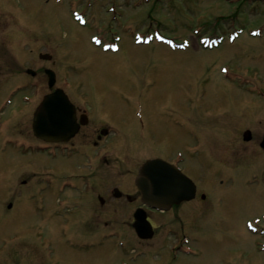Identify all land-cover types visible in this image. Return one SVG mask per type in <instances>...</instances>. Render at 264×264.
Listing matches in <instances>:
<instances>
[{"label": "rangeland", "instance_id": "rangeland-1", "mask_svg": "<svg viewBox=\"0 0 264 264\" xmlns=\"http://www.w3.org/2000/svg\"><path fill=\"white\" fill-rule=\"evenodd\" d=\"M239 28L243 31L230 40L232 30ZM255 28L264 31V0H0V264H264V252L258 251L264 246L262 176L251 162H241L234 169L241 174L232 181L213 175L223 170L218 163L221 113L248 104L250 113H243L242 120L254 118L264 124V34L250 37L248 32ZM147 33L187 39L189 46L182 50L155 41L134 44V36ZM202 36L224 39L209 49L199 43ZM112 43L119 45L118 52L107 50ZM39 54H50L51 60L43 61ZM42 66L55 74L53 89H63L80 106L88 102L90 113L100 120L106 122L109 114L115 123L126 122L132 140L125 152L119 144L113 147L128 154L129 160L140 162L152 153L138 141L139 107L145 125L156 131L176 118L173 151L182 149L197 160L206 149L201 141H208L210 204L208 210L194 205L192 227L178 223L172 237L165 238L167 220L151 242L139 244L127 226L118 225L116 215L114 226L80 227L77 237L73 227L62 226L78 221V216L67 214L74 195L68 188L56 192L42 178L51 173L57 179L59 169L66 170L60 165L66 164L59 151L55 159L34 151L35 143L41 142L34 141L27 126L48 91ZM27 68L36 72L35 77L24 75ZM64 77L69 85L63 83ZM26 96L32 100L25 104ZM9 97L11 102L3 107ZM93 115V122L102 123ZM124 132L114 127V141H122ZM78 149L87 156L76 152L78 163L66 170L67 177L56 187L76 172L85 175L84 182L73 185L77 193L84 196L95 190L94 198L98 193L104 199L103 192L110 196V188L122 177L111 170L90 174L94 157L108 149L106 142L96 153L89 147ZM21 172L38 179L32 183V198L16 180ZM58 194L62 205L57 204ZM96 204L98 210L109 207ZM84 207L81 203L79 210L85 212ZM99 215L100 220L112 217ZM91 230L97 239L85 232ZM109 232L116 236L107 237ZM183 237L193 247L186 256L174 250ZM174 251L177 258L172 259Z\"/></svg>", "mask_w": 264, "mask_h": 264}, {"label": "flooded vegetation", "instance_id": "flooded-vegetation-1", "mask_svg": "<svg viewBox=\"0 0 264 264\" xmlns=\"http://www.w3.org/2000/svg\"><path fill=\"white\" fill-rule=\"evenodd\" d=\"M44 70V67L42 66L41 71ZM36 73L31 75L32 77H35ZM51 93V91H47L44 93L41 97ZM91 97H87L89 100ZM40 99V101H41ZM70 101L75 106V114L77 118V123L79 124L77 133L68 141L59 142V143H49L44 142L36 137L33 136L32 138H36L39 140L42 144L47 145L49 147L57 148V151L60 152V156L63 157L61 160L65 162L66 165H60L63 168L66 166V170H68L70 167H73L76 165L79 161V154L76 152L81 153V156L86 157L87 154L82 150H79L80 147H89V149H94V152L96 153V149L100 148L105 142L107 144V150H105L100 157H94L96 160L91 165V176H94L97 171H103V170H111L113 174H118L122 177L120 179V182L112 186L110 188V196L109 192H103V196L105 198L102 199L101 196L96 193L95 198L97 201H95V198L93 197L95 190H91L88 194L85 193L84 196L81 193H77V187L70 188V193L74 195L73 199L69 201L68 209H72V211H68L66 207H63L62 209H66L69 213H67L70 217L78 216V221L75 222H65L67 223V227L74 228V235L77 237V234L80 236V227L84 228L85 226H97L101 225L103 227H108L109 225L114 226V215H116V218H119L118 225L121 226H127L128 230L136 237L137 242L140 243H148L153 240L154 237L157 236V234L161 233V229L163 226V223L168 220V228L166 231H164V237H172L173 233V227H175L178 223H181L180 226H190L193 225V207L194 205H202L203 209L208 210L209 204H210V195H209V177L211 175V172L208 170L209 167V160L207 159V152L204 151L202 156L199 157L198 160L193 159V155L188 156L185 152L182 151V149H176L173 151L171 147V139H172V133H173V126L176 125L177 121L171 119V122L168 124L169 127H162L160 130H154L150 127V125L146 126L143 119L140 118V127L141 131H138V141L139 143L144 147L152 151L151 155L143 158L140 160V162H137L136 160H129L128 154H125L124 150L127 148V146L130 143L131 134L129 131H126L125 127L127 126L126 122L123 119L118 120L116 123L112 121L111 118H113L112 115L109 116L106 115V122L100 120L97 117V114L90 113V109L88 108L87 104L88 102H83V106L78 105L69 95ZM39 101V102H40ZM85 105V106H84ZM250 109V106L248 104H244L243 108L239 111H235L233 109L225 111L224 113H221L222 115V124H221V130L223 132V139L220 141L221 146V155L219 157V164L222 169H217L213 172V175H221L224 177H227V179H230V181L239 178L241 172L234 171V169L239 168V164L241 162H251L252 166L255 167V170L259 172V177L264 181V150L261 147V141L264 137V124H260V121L254 120V118H244L242 120L243 113L247 112ZM35 109L31 112V117L29 122L28 128L31 130L32 126V117L33 112ZM250 113V110H249ZM97 117H95L94 115ZM92 115L102 123H96L93 122ZM104 118V119H105ZM250 124L252 125L250 127ZM117 127L120 131L124 132V138L122 141H114L113 138V128ZM245 131H250V139L247 141L243 140V135ZM235 135V138L233 139H225L228 136ZM192 136V135H191ZM36 140V141H37ZM205 142V144L202 147H205L207 149L208 147V141H202ZM115 144H119L118 147H123V152L121 154L118 149H115L113 146ZM111 147V148H110ZM117 147V148H118ZM181 153V159L178 158V153ZM129 152V150H128ZM185 153V154H184ZM189 155L191 152L189 151ZM128 157V158H127ZM188 158V159H187ZM149 159H161L168 164H172L175 166H179L181 172L192 180V182L195 185L194 195L193 197L188 201H181L178 203H173L170 205L168 210L166 211H156L155 209L145 207L144 204L141 202V195L137 188L134 186L133 180L135 173L137 172L138 167L144 163L145 161ZM256 161L259 163L256 165ZM73 163V164H71ZM86 165V164H85ZM218 167V168H219ZM65 171H61L59 169L58 173L60 176L55 179L53 174L48 173L45 175L47 179H50L51 183H49L48 186H53L54 190L56 192H59V188L56 187L57 182L63 178L67 177V173ZM21 172L20 175H17L16 180L19 182L20 186H24L28 189L30 195L29 197H33V188L32 183L38 181L35 174H29ZM73 173V174H72ZM71 172V177L73 184L77 182H84V176L81 175V178L78 173ZM191 173L192 177L189 175ZM249 174V173H248ZM247 174V175H248ZM15 175V176H16ZM245 175V177L247 176ZM254 175H257V173H254ZM69 176V175H68ZM256 177V176H255ZM253 177V178H255ZM43 179V178H42ZM222 183V181H221ZM75 185V184H74ZM89 188H86L88 190ZM78 195V196H76ZM80 196H83L82 198ZM88 196V198H87ZM100 197V201L98 199ZM89 200V201H88ZM98 202L99 206L102 208L103 205L109 206L105 210H98V205L96 204ZM81 203L85 205V212L79 210L81 209ZM63 202H61L59 205H62ZM72 204L73 206H71ZM45 206V205H44ZM112 208V209H110ZM100 209V208H99ZM142 209L140 213H143V215L146 216V219L150 223L152 229H153V236L150 239H139L135 235V232L132 228L133 223V217L134 213L137 210ZM99 212H105L106 214L111 215L112 217L110 219L100 220L99 218ZM115 212V213H114ZM63 213V214H65ZM189 217V218H187ZM112 220V221H111ZM160 220V223H158ZM63 223V224H65ZM117 226V225H116ZM70 231H72L70 229ZM90 234L89 238H95L97 239L96 231H85ZM177 245H175L176 247ZM168 252V251H167ZM142 252H139V254ZM169 253V252H168ZM173 264V261H172Z\"/></svg>", "mask_w": 264, "mask_h": 264}, {"label": "water", "instance_id": "water-1", "mask_svg": "<svg viewBox=\"0 0 264 264\" xmlns=\"http://www.w3.org/2000/svg\"><path fill=\"white\" fill-rule=\"evenodd\" d=\"M47 73L50 74L51 86L54 82L53 74ZM76 128L73 106L61 90H56L52 95L44 98L34 117L33 129L36 135L46 140L67 139L73 135ZM181 178L183 176L172 167L166 166L158 160H151L140 168L136 185L147 201L160 202L157 199L160 195L163 198L162 201L170 202L174 195L179 200L190 197L181 189L182 184L180 185L178 181ZM174 185L176 187H173Z\"/></svg>", "mask_w": 264, "mask_h": 264}]
</instances>
